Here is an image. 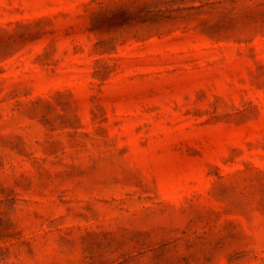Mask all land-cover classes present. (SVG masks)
<instances>
[{
    "label": "rangeland",
    "instance_id": "374dc122",
    "mask_svg": "<svg viewBox=\"0 0 264 264\" xmlns=\"http://www.w3.org/2000/svg\"><path fill=\"white\" fill-rule=\"evenodd\" d=\"M0 264H264V0H0Z\"/></svg>",
    "mask_w": 264,
    "mask_h": 264
}]
</instances>
